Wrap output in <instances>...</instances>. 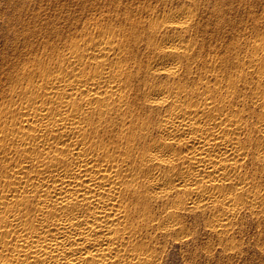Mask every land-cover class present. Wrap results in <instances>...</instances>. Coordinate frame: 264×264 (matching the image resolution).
I'll use <instances>...</instances> for the list:
<instances>
[{
    "label": "bare ground",
    "instance_id": "6f19581e",
    "mask_svg": "<svg viewBox=\"0 0 264 264\" xmlns=\"http://www.w3.org/2000/svg\"><path fill=\"white\" fill-rule=\"evenodd\" d=\"M162 1L151 10L167 20L144 24L156 38L145 35L143 69L127 56L144 26L92 20V35L52 46L10 87L0 264H157L161 240L186 216L221 239L264 220V41L232 68L211 55L193 68L202 0ZM172 1L181 5L166 8Z\"/></svg>",
    "mask_w": 264,
    "mask_h": 264
},
{
    "label": "rangeland",
    "instance_id": "374dc122",
    "mask_svg": "<svg viewBox=\"0 0 264 264\" xmlns=\"http://www.w3.org/2000/svg\"><path fill=\"white\" fill-rule=\"evenodd\" d=\"M161 1L0 0V106L11 99L10 87L18 86L22 82L23 77L20 75L24 68H35V59L40 57L47 59L51 55L53 56V53L55 54L52 46H58L59 48L61 45V48L70 38L80 39V37L92 35L94 30H92L91 22L93 21L105 28L112 25L113 28L111 29L114 30H122L121 27L129 29L130 22L131 24L137 23L139 26L147 25L149 22L147 18L151 20V17L154 18L153 20H155V17L158 18L159 22L166 21V15L158 12V16L154 12L157 13V10L163 8L165 3ZM168 2L166 1V4ZM172 2L174 3L166 5V8L177 9L181 5L178 1ZM155 7L157 10L152 11ZM108 10L109 12H107ZM195 13L196 20L191 27L192 29L190 28V33L195 32L191 35H195L196 39L194 38V41L197 42L193 41L192 43L197 45L191 44V46L193 45V49L195 47L197 49L198 46L199 51L197 53L199 52V55L195 53V50L194 58L191 60V63L194 64L190 63L192 67L194 66L193 68L197 69L196 66L201 67L200 65L202 61H205V58L210 60V55L215 58L220 56L226 58L227 56L226 59L230 60V63L234 59L235 61H247L254 42L264 41V0H202L200 6L194 11ZM126 15L128 18H126ZM113 18H116V20ZM134 20L135 22L132 23ZM140 20L144 23L138 22ZM113 21L117 22V26L114 25ZM102 22L106 24L104 25ZM135 24L134 27L137 28L138 25ZM86 27L90 28L85 30ZM140 29L142 30L143 27L137 28V32ZM144 29L143 31L146 33H142V31L136 33L138 38L140 37L139 42L134 43L133 39H130V44L134 43L133 45L136 47L133 48L137 49V51L133 49L134 58L136 59L133 58L132 60V55L127 56V60L134 64L132 67L136 66L139 69L141 67L143 69L147 65L144 64L143 67V63H147L145 60L150 55L149 52L152 51L151 48L146 49L145 44L151 38H156L151 34L149 36L146 26H144ZM90 30H92L91 33ZM146 34L148 38L150 37L147 38L148 40ZM140 43H143L145 48L143 44L139 45ZM142 48L149 52L142 53L144 52ZM137 54H141L139 58ZM259 56L261 59L263 58L261 62L264 63V57H261L262 54ZM220 65L218 63V66L223 67V62ZM231 65H234V63H227L224 67L232 68ZM135 83L137 82L135 81ZM262 220L235 225L236 232L230 233L227 239H221L209 232L205 218L186 216L182 219L184 225L182 231L174 232L171 236L161 240L158 246V252H161L158 263L264 264V220Z\"/></svg>",
    "mask_w": 264,
    "mask_h": 264
}]
</instances>
